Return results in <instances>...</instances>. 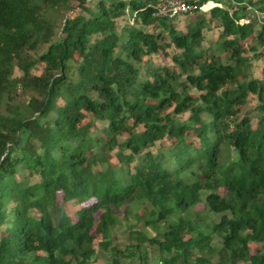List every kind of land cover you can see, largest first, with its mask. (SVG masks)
Masks as SVG:
<instances>
[{
	"label": "trees",
	"instance_id": "obj_1",
	"mask_svg": "<svg viewBox=\"0 0 264 264\" xmlns=\"http://www.w3.org/2000/svg\"><path fill=\"white\" fill-rule=\"evenodd\" d=\"M156 1L0 0V264H85L92 232L107 248L115 210L130 204L142 206L136 242L107 248L110 264H149L143 242L158 247L155 264H264L249 250L264 245V67L254 77L244 54L246 43L264 56V0H224L230 11H198L182 30L154 15ZM187 1L197 11L207 0ZM246 6L262 14L258 29ZM210 19L220 32L204 46ZM160 50L173 66L143 64ZM58 194L90 204L73 220ZM200 201L207 216H186Z\"/></svg>",
	"mask_w": 264,
	"mask_h": 264
},
{
	"label": "rangeland",
	"instance_id": "obj_2",
	"mask_svg": "<svg viewBox=\"0 0 264 264\" xmlns=\"http://www.w3.org/2000/svg\"><path fill=\"white\" fill-rule=\"evenodd\" d=\"M212 6H218V7H227L230 11V8L232 9L233 6H228L226 5V3L224 2V0H220L219 2H215V0H207L204 3H202L199 8L197 9V11H195L194 9H192L189 12L180 14L174 18L170 19V22L172 25H174L175 28H179V30L184 29V26L187 22H189L194 15H196L199 12H202L205 16V18L209 19V13L208 10L210 9V7ZM251 8V7H250ZM252 9V8H251ZM245 12V16L244 19H248L253 21L254 23V27L255 29H257L260 25H261V16L262 14L259 13H251L249 12V10L247 11L246 9H244ZM125 17H121L116 19V30H118L120 28V25L123 24ZM151 29V28H149ZM161 29V27H160ZM162 30V29H161ZM220 32V28L218 26H216V20H212L210 19L208 21V25L204 27L203 29V42L202 44L204 46L207 45H212L213 42L216 40V36L217 34ZM163 33L165 35V39L168 40L169 37L166 34V30L163 29ZM245 47V52L244 54H246L249 57H253L250 59V68H251V72L252 75L254 77H259L260 76V70L262 67H264V56H259L256 57L254 53H256L257 51H260V47L257 45L256 46V52L248 49V45L245 43L244 44ZM165 50L167 51L168 55L169 53H172L175 51L174 48L172 47H168L165 48ZM166 56L163 51H158L157 53H153L150 54L149 56L144 57L143 59V64L151 61L152 63H156V64H165L168 66H173L169 56ZM72 62H70V70L72 69ZM40 70V66L38 65L37 67H35L33 69V72L37 73ZM20 71L14 67L13 69V75H19ZM68 74L71 76L74 75V71H68ZM191 93L196 94L197 92L195 90H191ZM28 96V93H24L21 97L22 100L26 99ZM256 103V98L254 95L250 94L246 100V103L242 106V110L246 111L250 118H251V125L254 126L255 124V112L253 111V106ZM170 111V110H167ZM188 116V112H184L178 115H175V117L177 119L183 120L186 119V117ZM97 127H101L104 125V123L102 122H96ZM191 131H188L187 133H190ZM122 137L118 136V140H121ZM186 141H193L194 143H196V138L192 135H188L186 138ZM171 140L167 137H163L162 139L154 142V144L152 146H150L148 149L152 152V153H156L157 151L160 152H164L165 151V147L170 145ZM115 151V148L113 150H111L109 152V157L110 159H108V163L110 165H113L115 163L113 152ZM96 167V166H95ZM37 177H32L31 181L36 180ZM219 193H223L224 190L222 188H218L217 189ZM206 192V191H204ZM56 203L60 205V207L62 208L63 211H65L73 220L75 218V210L78 209L79 207L85 206L88 204H90L89 202H84V203H79L75 200H63L61 195L58 194L56 196ZM139 207H142L141 205H135V204H130V206L128 207L127 211H123V206H121L119 209L115 210V214L117 215V221L114 225V227H112L110 234H109V245L107 246V248H109L112 245H115L116 247H118L123 253L127 252V246L131 245L132 243L136 242L135 239V230L140 229V222H138L135 218L136 212L140 213L142 212V209H140ZM195 214L196 217H206V208L203 206V202H197L188 212L187 214H185L186 216H190L192 217ZM51 216L52 218H54L55 214L53 211H51ZM174 218V215L169 216L168 219H172ZM216 220V217L213 219ZM208 230V228H207ZM144 231L146 232V234L148 236L153 235V230L148 226L144 229ZM93 233V239H92V249L94 250V255H92V257L90 258V260L85 263V264H110L107 260V257H109V252H107V248L102 249L100 243V235L98 233ZM0 234H1V230H0ZM190 233L184 232L183 233V237H187ZM217 236L215 234H212V240L213 241H217ZM144 249L145 252V258L146 261L149 264H155V258L156 256L159 254L158 253V247L153 244L150 245L146 242H143V244L140 246V248ZM264 250V245L262 244V242H250L249 243V250L251 252L255 251V250ZM195 254H199V252L194 251ZM127 255V254H126ZM122 257V255H119L120 257V264H139L137 259L135 258H128L127 256ZM71 264H75L74 262H71ZM209 264H215V258H211V262Z\"/></svg>",
	"mask_w": 264,
	"mask_h": 264
},
{
	"label": "built area",
	"instance_id": "obj_3",
	"mask_svg": "<svg viewBox=\"0 0 264 264\" xmlns=\"http://www.w3.org/2000/svg\"><path fill=\"white\" fill-rule=\"evenodd\" d=\"M246 6V9H249ZM194 9V5L187 0H157L154 8V15L160 18H174L180 14ZM264 16V15H263Z\"/></svg>",
	"mask_w": 264,
	"mask_h": 264
},
{
	"label": "crops",
	"instance_id": "obj_4",
	"mask_svg": "<svg viewBox=\"0 0 264 264\" xmlns=\"http://www.w3.org/2000/svg\"><path fill=\"white\" fill-rule=\"evenodd\" d=\"M247 11L249 10V12H251V13H258V12H256L255 10H253V9H251V8H249V9H246ZM243 20V19H242ZM244 20H248V19H244ZM255 28V27H254ZM258 29V28H257ZM260 76H261V70H260ZM259 76V77H260Z\"/></svg>",
	"mask_w": 264,
	"mask_h": 264
}]
</instances>
